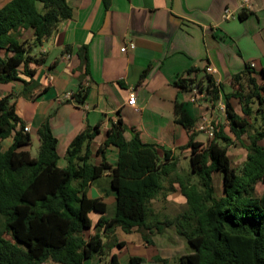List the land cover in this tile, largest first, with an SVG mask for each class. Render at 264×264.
<instances>
[{
  "label": "trees",
  "instance_id": "trees-1",
  "mask_svg": "<svg viewBox=\"0 0 264 264\" xmlns=\"http://www.w3.org/2000/svg\"><path fill=\"white\" fill-rule=\"evenodd\" d=\"M244 18L243 14L240 15ZM72 17L68 0H9L0 7V50L11 54L0 58V85L23 81L24 96L34 90L32 65L43 66L46 55L34 50L51 38L59 25ZM33 31L32 41H22L25 31ZM189 72L179 79L183 90L200 88L215 107L222 85L205 72ZM21 76L31 79L22 80ZM261 77L262 82L259 81ZM236 92L225 95L230 137L225 125L215 127L214 137L204 146L196 141L197 122L182 104L175 108V120L190 133L186 149L191 150L186 168L172 151L144 143L138 134L125 138L126 127L118 122L108 132L104 146L96 153L93 143L99 128L89 127L72 141L65 168L58 166L57 138L47 118L38 130L40 147L36 157L25 151L31 145L29 133L16 114L14 96L0 100V264H85L99 259V264H123L114 248H123L114 236L116 228L125 233L146 229L145 242L153 244L152 234L174 227L191 248L178 258V264H264V69L259 73L250 66L234 76ZM31 87V88H30ZM88 90L80 88L72 99L84 104ZM71 99V100H72ZM236 99L237 113L230 103ZM20 127V129H19ZM246 136L247 140H243ZM14 137L5 150L2 142ZM240 144L247 155L240 168H234L229 148ZM119 149L115 166L106 161L108 146ZM162 153V156H161ZM94 155L101 157L99 165ZM105 174L116 193L113 216L102 217L92 228L91 213L105 215L107 206L86 195L91 183ZM222 177L218 194L215 177ZM169 182L180 187L187 209L178 216L154 220L156 232L148 228L153 217L151 202ZM163 227V228H161ZM160 264L169 260L156 256ZM146 259L130 257L126 264H142Z\"/></svg>",
  "mask_w": 264,
  "mask_h": 264
},
{
  "label": "crops",
  "instance_id": "crops-1",
  "mask_svg": "<svg viewBox=\"0 0 264 264\" xmlns=\"http://www.w3.org/2000/svg\"><path fill=\"white\" fill-rule=\"evenodd\" d=\"M249 1L250 7L242 10L243 0H68L72 17L34 50L47 58L45 65L31 66L35 71L34 90L28 88V96H24L23 81L0 85V100L13 95L18 118L24 127H30L32 142L24 150L32 157H35L33 150L38 154V130L48 118L57 138L58 166L65 168L67 151L78 134L89 127L99 128L92 146L96 153L104 146L108 132L121 121L126 127L127 140L138 134L144 143L172 151L180 158V166L186 168L191 154L186 149L190 133L175 120L177 104L184 105L197 122L198 136L206 135L198 131V126L207 117L216 125H225L226 133L233 138L226 114L218 105L226 106L225 95L236 92L235 75L246 71L251 64L256 65L252 69L259 74L264 69V0ZM7 2L0 0V7ZM227 8L237 12L233 19L225 20ZM33 39V31L23 32L22 41ZM130 44L135 49L121 52ZM10 55L0 50L1 59ZM206 68L213 69L210 76L223 87L215 107L191 103V89L183 90L177 85L179 79L190 78L189 72L193 70L199 72L198 80L202 79ZM21 77L31 82L30 78ZM85 83L89 85L84 104L67 98ZM132 91L137 97L135 106L128 104ZM230 103L241 114L238 100L231 99ZM198 136L196 141L205 146L208 138L205 141ZM243 140H247L246 136ZM13 143L14 137H9L2 145L8 150ZM238 148H242L246 158L247 151L240 144L231 146L229 153ZM105 157L115 166L119 149L108 146ZM101 160L94 155L93 163L99 165ZM216 180L215 177L216 190L221 191L222 185ZM169 189L167 181L165 190L151 202L153 217L148 228L152 232H156L154 220L163 222L164 218L178 216L187 209L180 187L174 185L173 190ZM86 195L107 206L105 215H90L92 228L87 234L94 235L99 220L113 216L116 193L105 174L89 185ZM144 233L146 229H135L128 233L132 234L129 239L127 233L116 228L114 236L124 247L114 248L111 255L117 254L123 264L133 256L144 257L146 262L142 264H160L153 258L183 256L190 247L174 227L152 234V245L145 242ZM191 251L189 248L188 253ZM99 263V259H94L85 264Z\"/></svg>",
  "mask_w": 264,
  "mask_h": 264
},
{
  "label": "built area",
  "instance_id": "built-area-1",
  "mask_svg": "<svg viewBox=\"0 0 264 264\" xmlns=\"http://www.w3.org/2000/svg\"><path fill=\"white\" fill-rule=\"evenodd\" d=\"M250 1L249 0H243V2L240 5V8L242 10H245L247 8L250 7ZM235 14H237V12L235 10H231L230 8L225 9L224 11V18L225 20H229V19H233L235 17ZM128 49H135V45L134 44H130L129 47H125L121 49V52L125 53ZM255 64H251L250 67L251 68H255ZM205 73L207 75H210L211 73H213V69L212 68H206ZM88 83L83 84L82 89L85 90L88 87ZM74 94H68L67 98L68 99H72V96ZM207 98L208 96L202 92L200 90L199 87L197 86H193L191 88V93H190V102L193 104H205L208 103L207 102ZM137 103V97H136V93L134 91H132L129 95V100H128V104L130 106H135ZM211 107L213 105L212 102L208 103ZM219 110H221V112L225 113L226 110V106L222 103H220L218 105ZM215 127L216 124L214 122H212L211 120H209L207 117H204L200 120V125L198 126V131H201L203 133H206L207 137H208V141L211 140L214 137V132H215ZM24 131L29 133L30 132V127L26 126L24 128Z\"/></svg>",
  "mask_w": 264,
  "mask_h": 264
},
{
  "label": "rangeland",
  "instance_id": "rangeland-1",
  "mask_svg": "<svg viewBox=\"0 0 264 264\" xmlns=\"http://www.w3.org/2000/svg\"><path fill=\"white\" fill-rule=\"evenodd\" d=\"M199 132H201V131H199ZM199 139L200 140H207V136L206 135H204V134H199ZM238 150V151H237ZM243 150H242V148H238V149H235V150H231V152L229 153V156H230V159H231V162H232V166L234 167V168H240L241 166H242V164L244 163V161H245V156H244V154H243V152H242ZM32 153H33V155L36 157L37 156V151L36 150H33L32 151ZM187 163L188 162H186V167H187ZM182 164V163H181ZM216 181H218L217 182V184H221V175L220 174H217L216 175ZM257 190H258V192L260 193V194H262L263 192H264V184H260L259 186H258V188H257ZM218 191V194H219V192L221 193L222 192V190L221 191H219V189L217 190ZM132 234H127L126 236H128V238L129 239H131V236ZM156 241H157V239H156ZM164 241V240H163ZM190 247H188L187 249H186V252L188 253V249H189ZM181 251V250H180ZM185 252V253H186ZM140 253H142V252H140ZM186 253V254H187ZM176 256H178V257H176ZM184 256V255H183ZM167 257H170V258H168V260H169V264H178V258L179 257H181V256H179V254H172V255H167ZM104 263L105 264H107V260H104ZM43 264H54V263H51V262H47V263H43Z\"/></svg>",
  "mask_w": 264,
  "mask_h": 264
}]
</instances>
